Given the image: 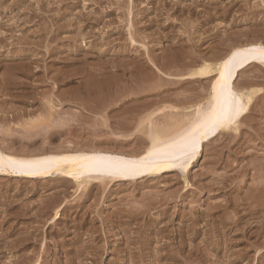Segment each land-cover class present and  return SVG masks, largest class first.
Here are the masks:
<instances>
[{
  "label": "rangeland",
  "instance_id": "obj_1",
  "mask_svg": "<svg viewBox=\"0 0 264 264\" xmlns=\"http://www.w3.org/2000/svg\"><path fill=\"white\" fill-rule=\"evenodd\" d=\"M263 33L264 0H0V145L26 150L23 128H48V101L51 128H72L62 142L131 135L207 96L209 81L177 78ZM243 74L236 84L259 100L205 147L190 186L179 171L87 190L0 176V264H264V69ZM132 142L102 147L143 149Z\"/></svg>",
  "mask_w": 264,
  "mask_h": 264
},
{
  "label": "bare ground",
  "instance_id": "obj_2",
  "mask_svg": "<svg viewBox=\"0 0 264 264\" xmlns=\"http://www.w3.org/2000/svg\"><path fill=\"white\" fill-rule=\"evenodd\" d=\"M41 8H43V7L41 6ZM237 14H238V12H237ZM21 22H22V20H21ZM7 23H8V21H7ZM126 23H127V21H126ZM144 23H145V21H144ZM3 34H5V33H3ZM36 35H38V34H36ZM55 35H56V33H55ZM255 40H256V38H255ZM257 41H259V39ZM18 45H19V43H18ZM47 45H46V47H47ZM39 46L41 47V45H39ZM48 48H49V46H48ZM45 49H47V48H45ZM219 55L220 54H218V56ZM192 61H194V60H192ZM168 62H166V63H168ZM256 66L257 67L261 66L264 69V43H261V42L249 43L248 42V44L235 46V47L231 48L230 52L228 54H226L225 57L219 59L215 64L205 63V64L201 65L200 67L193 69L188 74L177 78V81H178V79H180V80L185 81V82H188V81H190V82H198L199 81L200 82L201 80L209 81V87L206 90L207 96H205V98L202 100L200 99L201 100L200 102H198L196 104L194 103L191 105H185L181 108L179 106H168V107L166 106L167 108L165 107L164 109H160L158 112L151 113L150 115H148L147 117H145L141 121V123L139 124L140 127L143 126L145 128H138L137 127V128H135V131H134V133L137 132L140 135L135 136L134 133H132L131 135H119L118 134V135H115L117 137L115 139L112 138V140L110 139V140H105V141L96 140L95 142L93 141L94 143H92V145H90V146L73 144L72 142H69L67 140L65 142V139L63 140L64 142H62L61 138L63 136H67L68 132L72 128H51L54 124H56L55 122H57V120L55 121L54 117L57 115V111L59 110L58 109L59 107L57 106L58 104H56L54 101H48L47 102L48 111L46 112L48 115V119H49L47 122L48 128H39L37 130H35V128H23L24 135H25L24 137L28 141L25 144H22L24 142H19V143H21L22 146H24L26 150L20 151V150L14 149L12 147V146H15V144L18 142L17 141L18 139L13 140L10 138L11 139L10 141L12 144L10 146L3 147L2 145H0V176L17 178V179L20 178V179L27 180V182L28 181L35 182L37 180H48V181H54V180L56 181L57 180L60 182L73 184L77 187V190H80V189L87 190V189H89L88 187H91V189H93L94 187H96L97 184H100L103 187H107V186L116 185L118 183H125V182L137 183L141 179L161 178L162 176H166L170 173L179 171V172H181V174H183V177H185V180L187 182V186H190L188 181H187V178L189 177L191 169L193 168V166L198 162L199 158L203 155V153L206 149L205 147L221 135L226 134V136H227L228 134L230 135V133H232V132H239V127H240L241 122L243 120H246L248 118V115H250L252 108L254 107V105L256 103L255 100L256 101H257V99L259 100V97L261 95V92L259 93V90H255L254 88H244V87L241 88L236 84V82L239 81L238 80L239 77H241L242 74L246 70H248L251 67L253 68ZM35 68H37V67H35ZM154 69H157V67ZM157 70H158V72H157L158 74H159V72L161 73V71L159 69H157ZM32 71H34V70H32ZM143 72H144V70H143ZM162 74H159V75H162ZM176 74H178V73H176ZM173 78H175V77H173ZM164 79H165V77L163 78V80ZM163 80L161 79L162 82H163ZM172 80H174V79H172ZM246 80H248V79H245V81ZM252 81H254V80H252ZM165 84H167V82ZM180 98L181 97H179L178 100H180ZM261 99H262V97H261ZM188 100H190V98ZM237 101L239 102V106H240V111H239L238 115L235 114ZM45 103H46V101H45ZM186 104H188V103H186ZM229 108L231 110H228ZM221 109L227 110L226 116L223 119L222 123L219 126H215L214 131H206V121H209V120L215 121L217 119V117L220 115ZM167 110L169 112L167 113L168 115L166 117H164L165 120L164 121H158V118H156V115L158 113H161L163 111L165 112ZM12 112H13V110H12ZM58 114H59V111H58ZM59 118H61V117H59ZM59 118H58V120H59ZM62 119H60V120L62 121ZM103 119H105V118H103ZM60 120L58 121V123L60 122ZM64 121L65 120H63L62 122L59 123L60 126L62 125V127H63L65 125H67V122L66 121L64 122ZM32 124L33 123H31L30 125H32ZM1 131L2 130L0 129V132ZM8 131H9V129H8ZM115 132H117V131H115ZM97 133H99V132H97ZM8 134H9L8 132H7V134H6V132H4V135L8 136ZM113 134H115V133L113 132ZM9 136L7 138H9ZM39 136L42 137L41 143H42L43 147L36 148L38 141L35 139L36 138L38 139ZM112 136H114V135H112ZM133 140L139 141V143L141 142V145H143V149L140 151L137 150L136 152L133 151V153H132V151H127V152L123 151L124 149L122 148L123 149L122 150L121 147H120L121 150L120 149L115 150V149H112L110 147H102V144H105V145L112 144V143H116V144L122 143L123 144L125 142H128V143L130 141L132 142ZM193 140H195V146L194 147H192ZM53 141H57V142L60 141L61 144L58 147L57 146L53 147V146H55V145H53ZM220 147H222V146H220ZM15 148H16V146H15ZM239 202H240V200H239ZM138 206H140V205H138ZM2 217H4V216H2ZM155 244H157V243H155ZM153 248H154V246H153ZM154 250H156V249H154Z\"/></svg>",
  "mask_w": 264,
  "mask_h": 264
},
{
  "label": "snow or ice",
  "instance_id": "obj_3",
  "mask_svg": "<svg viewBox=\"0 0 264 264\" xmlns=\"http://www.w3.org/2000/svg\"><path fill=\"white\" fill-rule=\"evenodd\" d=\"M228 110H231V109L229 108ZM239 111H240V106H239V102L237 101L235 114L238 115ZM226 112H227V110L221 109L220 115L217 117V119L215 121H211V120L206 121V131H214L215 126H219L222 123L223 119L226 116ZM194 146H195V140H193V143H192V147H194Z\"/></svg>",
  "mask_w": 264,
  "mask_h": 264
}]
</instances>
